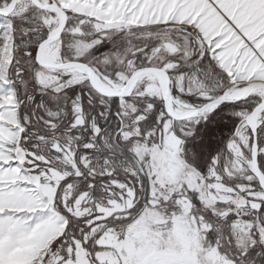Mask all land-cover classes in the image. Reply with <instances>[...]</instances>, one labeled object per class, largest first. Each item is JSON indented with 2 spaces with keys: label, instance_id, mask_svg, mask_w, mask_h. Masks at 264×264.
I'll return each mask as SVG.
<instances>
[{
  "label": "snow or ice",
  "instance_id": "1",
  "mask_svg": "<svg viewBox=\"0 0 264 264\" xmlns=\"http://www.w3.org/2000/svg\"><path fill=\"white\" fill-rule=\"evenodd\" d=\"M0 264H264V0H0Z\"/></svg>",
  "mask_w": 264,
  "mask_h": 264
}]
</instances>
